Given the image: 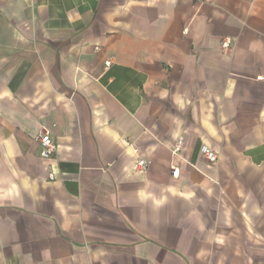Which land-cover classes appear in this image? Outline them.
<instances>
[{"label": "crops", "instance_id": "0c3cea01", "mask_svg": "<svg viewBox=\"0 0 264 264\" xmlns=\"http://www.w3.org/2000/svg\"><path fill=\"white\" fill-rule=\"evenodd\" d=\"M0 264H264V0H0Z\"/></svg>", "mask_w": 264, "mask_h": 264}, {"label": "built area", "instance_id": "2783aa9c", "mask_svg": "<svg viewBox=\"0 0 264 264\" xmlns=\"http://www.w3.org/2000/svg\"><path fill=\"white\" fill-rule=\"evenodd\" d=\"M223 47L229 46V40H225L222 42ZM108 63V62H107ZM37 140L40 145V154L44 158H48L52 156L56 152V144L54 140L51 138L49 133H41ZM181 148V141H178L176 145L173 147V152H178ZM201 155L204 157V159L209 163H215L218 160V153L216 151H213L212 149H209L207 147L201 148ZM137 166L140 167V169H145L147 166V162L143 159L137 160ZM179 172L178 168H174L172 172V176H177ZM49 178H53V173H49Z\"/></svg>", "mask_w": 264, "mask_h": 264}]
</instances>
